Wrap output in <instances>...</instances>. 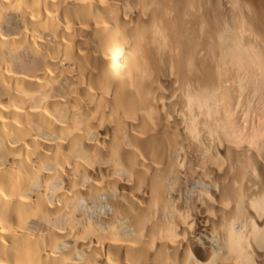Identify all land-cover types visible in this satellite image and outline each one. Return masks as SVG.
Returning <instances> with one entry per match:
<instances>
[{
    "label": "bare ground",
    "instance_id": "1",
    "mask_svg": "<svg viewBox=\"0 0 264 264\" xmlns=\"http://www.w3.org/2000/svg\"><path fill=\"white\" fill-rule=\"evenodd\" d=\"M0 264H264V0H0Z\"/></svg>",
    "mask_w": 264,
    "mask_h": 264
}]
</instances>
